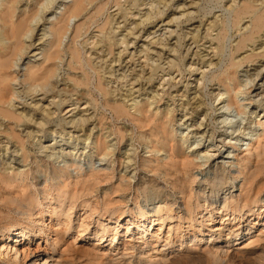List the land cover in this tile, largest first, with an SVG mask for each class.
I'll return each mask as SVG.
<instances>
[{"label": "rangeland", "instance_id": "374dc122", "mask_svg": "<svg viewBox=\"0 0 264 264\" xmlns=\"http://www.w3.org/2000/svg\"><path fill=\"white\" fill-rule=\"evenodd\" d=\"M28 1L30 0H26L25 2L23 1L21 4H19L21 8H23ZM71 1L72 0H52L50 2V0H42V2L46 4L49 3V10L47 9V11L45 12L43 21H45L46 23V19L48 17L54 16L55 12L60 13L63 10V7L67 4H70ZM145 1L146 3H148L151 0ZM230 1L231 0H201L197 9H193L196 10V13L194 14V18L192 20L189 21L187 17L183 16L175 22L177 24L170 25L168 26V28H166L167 30L175 29L174 34L186 33L191 30L193 26L199 25V21L202 20L201 31L203 32L206 27L205 24L213 20L215 16L219 15V30L225 28V30L222 29L223 31L221 30V32L226 35L222 40L223 51L221 52L219 57V59L221 58L219 67H207V64H205L202 70H206V75L202 78V80L197 81V78H201V74H199L200 70L189 73L187 66L191 62V60H189V58H183V56L186 54V42H189L188 38H186L185 43L180 46V51H178L177 53H174L173 51L170 52V58H174L177 65L170 67L167 63V66L165 64L167 60H165L163 62L156 61V64H158L156 66H154L155 64H153L152 67H150V65L145 66V69H147L148 72L150 71L152 76L149 78H145L142 81L145 89H142L140 92L134 93V95H137V97H135V100L139 103H146V105H148V108L152 112H155L156 109H158V114L154 117V119L161 117L167 111H172L170 115L172 118L170 130H172V132L175 134L172 144L177 143L179 146H181V148L183 147V155L187 158L190 157L189 159L196 163L190 167V170L186 175L179 174L180 176H183L185 178L189 177L195 180L192 190L193 200L191 203V208L193 209V215L190 218L191 222L185 216L186 210L183 204L184 202H182L183 199L180 198L178 189H175L173 186H171L172 184H169L171 183V179L168 176H164L165 171L169 169L170 165L168 147L166 146L165 150L160 149L158 153L147 152L149 149L147 150L145 148L147 142L146 139L149 138V136H151L150 138H152L153 140L157 139L154 135H149V126H145L140 129L138 124L132 120L131 116H122L120 118H117L114 115L113 111L105 105V97L96 88V85L98 83V76L100 75L106 86L108 88L113 87V89L116 90V93H126V90L130 87L128 82L119 79L118 75L121 76V71L114 72V75L109 74V69L114 70L118 68L116 64H114V66L112 63L110 64V62H112L113 59H116L117 52L123 48L120 47L119 44H117L114 40L115 35L111 31L112 24H110L109 26H105L106 31L104 30L103 34L100 33L98 28V23H102L106 15L111 19V16L115 14V18L117 19V21L123 20V18L120 17V13H117L118 10L115 2L113 0H110L109 5L107 6V10L105 11L106 13L104 12V14L100 17L98 23L91 24L87 33H83L84 35H82L77 41V45L80 49H82V53L88 50V52L91 53V58L96 62L98 61L97 67L99 68V73H97L96 75L94 71L90 70L91 80L89 87H82L78 89L79 94H81L82 92L84 94L79 103L77 105H71V102H68L61 105L57 111V117L47 124L46 128L42 131L41 136L34 137V139H26L25 148L29 156L27 162H25V164L27 165H25L21 161V159H19V161H21V163L19 162L20 164L14 161L15 158L17 160L18 155L22 152L17 144L13 142L10 143L11 148L9 149V151H6L4 148L5 142H2L0 144L1 165L4 164L2 167L7 168L5 170V174L8 175V177L10 176L12 178L11 180L15 181L14 186L16 187H11L6 190H8L9 192L11 190L14 191L15 189L20 190L25 186V188L27 187V194H33L31 196L32 199L42 201L41 205H39L38 207H32L31 209V207L28 206L24 207L26 210L24 208L22 210L18 208L17 211H15L16 209L13 210V207H3V205L1 207L0 205L1 233L3 232V229L7 224H12L13 226H15L14 228H17L16 226H18V224L20 223L26 225V232H30L31 230H33L36 231L37 234V236L29 242L25 241V238L20 236L16 237L15 240H13V234L10 235L9 239L5 238V240H0V245L3 242H7L8 244V242L13 241L12 243H10V246L12 244L15 249L17 247L18 251V253H16L15 249L11 251L10 248H0V264H33L34 260L36 259V262L41 261L40 264H55L56 260H61V262H67L68 264H215V262L216 264H251L250 260H248V257L244 255L243 252H245V250L249 251L250 249L264 250V236L259 235V231L263 228L262 223H264V206L263 208H261L260 205H257L253 208V212L251 213H261V215L257 219L255 218L256 216L248 217L247 214L250 213L246 212L244 214L245 210L241 208H238V210H233L234 212H232L230 208L234 205L236 200H238L237 198L240 190L239 179H234V176L236 174L233 172V169L235 168L232 164L236 162V159L233 157V155L237 154L239 155V157L249 156L254 161L255 158L257 159L256 154L264 150V130L262 125L264 124V61L256 58L253 63H250L249 65L244 64L239 68L237 73V76L239 77V85H242L246 78L253 81H251V83L247 85L248 88L252 86L251 88H249V94L244 93L238 95V108L225 105L223 106V108L221 107V109L220 106H222V104L218 105L219 100H216L214 96L215 93L219 92L221 88L215 83L213 76L217 75L222 69H224L229 60L232 58V48L235 46L239 38V35L236 32V27L232 25V15L229 12L228 8H226L227 5L230 4ZM185 2H188V0H173V2L170 3L169 8L166 10V14L163 19L167 20L172 17V15L174 14L173 10L178 5ZM120 3L123 5L121 11H123L125 7L128 8L129 6V3L126 1L124 2V0H120ZM144 11L145 9L143 8L142 12ZM175 14L179 16L178 12H176ZM80 19L81 20H78L76 18L70 19L69 29L67 31V34L63 37L62 47L66 52L63 58L64 61L60 63L61 69L58 73L59 78L65 77L66 75H68V73L69 75L72 73V70L68 69V61L70 60V56L68 55L69 53L67 52V48L71 43L74 27L76 26V24L83 21V17ZM157 24H160V22H157ZM152 26L153 25H150L149 27ZM163 27L165 26H162L161 29H163ZM167 30H164V32H166ZM219 30L213 31V37H215L216 33ZM118 31L119 34L125 32L124 30ZM142 34L143 36L141 38L144 40L146 38V33L143 32ZM116 36L118 38L121 37V35L118 34H116ZM37 37L35 36L33 38L34 41H32L38 48L40 47V45H37ZM99 38L102 39L101 41L104 47L108 46L109 44H113L112 48L114 49V52L112 54H108L105 57L106 59H108L106 61L97 59L96 56L98 55V50L96 48H91L92 41ZM143 40L139 41L138 44L140 45ZM174 40L176 41V36H173V38L171 39L170 45H172V47H175L176 45L173 44L175 42ZM210 44L211 43L206 42L205 45H203L204 47H202L208 48ZM36 46H32L33 48L29 50L27 55H24L23 61L25 63L29 59L33 60L41 56L38 55L37 57H30V55L33 53V50H35L34 47ZM203 48L201 49V52L204 51ZM245 54L246 53H243L242 55ZM124 58L126 61L129 56H127L126 58L124 55L123 62ZM135 59L137 60V57ZM219 59H215V62H217ZM144 63L145 62H143V64ZM131 67H134V65H132ZM20 68L23 69L24 66H21ZM139 68L140 66L138 65L135 67V73L139 72ZM259 68H261L262 71L256 78V76L253 74H256ZM171 75L173 76V78ZM159 84L161 85L159 86ZM195 85L200 86L199 89L201 88L200 92L202 98L200 99L204 102L202 103V105L205 108L199 113H195L191 111L193 109L189 108V111L187 110L188 113L186 114L185 110L180 107V104L185 103L186 99L191 98L194 95V89H190L194 88ZM63 86V81L61 80L59 82V88H62ZM154 90H159V94L155 99L156 102H153V104L151 105L150 102L152 99L148 102H146L145 99L148 96L150 97L152 95V93L150 92H154ZM184 94L186 95L182 96ZM256 95L258 97H256ZM76 96V94L72 95L73 98ZM38 98H41V96H39ZM38 98L34 101H32V99H28V103L33 102L32 104H34L36 101L40 100ZM24 99L25 98L22 96L16 98L13 97V102L16 105L14 108H17L18 106L28 107V105L23 102ZM50 100L51 97H48L45 100H41V103L39 104L47 105L51 110H54L55 107L49 105ZM87 100L90 102V104L87 103L88 105L86 104V106L85 103ZM257 100H259V102ZM260 100L261 104H259L258 106ZM128 103H130V101ZM74 106H76V114H79L77 115V117L82 115L88 116L91 113V115L93 116L92 123H89L83 127H78L74 126V124L72 125L71 123L66 122L71 117L68 116L71 112L66 113V110ZM84 106L87 107V109L89 108V111L81 110ZM191 106L193 107L194 104H192ZM130 107L131 105H127V108L129 110L131 109L130 112L134 114L135 110L133 109V106L131 108ZM21 109L22 108H18V110ZM205 112H207V115H209L206 118H203L202 115ZM62 117L66 118L67 120H63ZM197 122L204 123L206 132L204 136L195 134L193 130L195 126L193 127L192 125H196ZM51 129L55 130L54 134L51 133ZM78 129L81 130L79 131ZM35 130H37V128H33V131ZM89 133H91L90 139L86 138ZM160 135L161 134H159V137ZM236 136L238 137L236 138L237 140L231 139L232 137ZM183 138H185V140ZM96 139L105 140V146H109L110 144L115 143L116 148L114 154L102 159L100 151L95 147ZM2 140L5 141L4 138H2ZM53 142V147L55 146V154L53 155L54 157L51 156L48 159L47 157L43 156L45 154L44 146H47ZM195 143H198V149L192 151L191 146ZM248 143H250L249 146ZM149 145L151 146V143ZM221 146H223V148L219 149ZM129 148H132L130 149V152L132 153V156L135 158V160H137L136 166L130 165V163L127 164L124 158V151ZM8 152L10 153V155H8ZM206 152H208L207 154L211 155V158L207 163L203 162L204 158H200L201 156L204 157V155L206 154L203 153ZM218 153H225V155L228 153L230 154V157L232 156L227 160L225 159V161L228 162L224 164L226 166V172L222 176V178L216 173V171L213 172V165L216 164L218 160H221L217 158ZM12 155H14L13 158L11 157ZM9 162H11L10 165L7 164ZM167 163L169 165H167ZM145 166L147 169H145ZM149 166H154L159 171H156V173H153L152 171L150 172L148 168ZM124 167L127 169L126 172V169ZM62 169H67L65 174L62 173ZM53 170H55V172H58V175L55 174V179ZM3 171L4 170H2V172ZM91 171L98 172L101 178L108 176L109 181H107L106 183L105 180L107 178H105L104 180L101 179L102 182L97 183L96 186L94 185L92 187V190L87 191V189L84 188L82 182L86 178H88V174H90ZM122 174L129 176L132 175L130 178V180H132L131 183H129V186H127L126 189L121 192H115L116 194L111 189H107L110 187H114L118 183H120L123 179L122 177H125ZM215 174H217L218 177ZM126 178H128V176ZM117 180L119 181L116 183ZM64 181L66 185H72L73 183L75 184L77 182L75 186L76 188L78 187L77 190L80 189V191L82 190V192L79 191L80 196L74 201V204L66 200L65 203L63 202L60 206V204L58 203L59 200L57 198L58 196L56 195V192L58 189L62 188V184H64ZM206 181L208 183L210 182V184L213 183L214 188L216 187L217 189H219L217 191L218 195L212 197L213 199L209 197L210 190L208 186H210V184H203V182L207 183ZM232 184L235 185L233 192L223 193V191H226L225 188L230 187ZM205 186L207 187L205 188ZM19 187L21 188L19 189ZM93 190L96 191L97 194L96 192H93ZM107 191L108 193L110 192L111 197L107 196L108 193H105ZM104 194L107 198L104 197ZM163 194H166L165 202L168 201L167 207H169L174 201L176 203L173 204V206H170L173 209L172 213L169 210L163 211L161 214L163 216H156L153 226L151 225L149 227V231L144 237L147 236L150 243H152L153 245L156 244L155 247H151L152 244L146 245L143 243L142 238H139L136 231V223L134 222L135 219L133 215H135L138 207H143L142 209L146 213H152L156 208H158L157 206H160L162 209H166L163 202L164 200H160V197ZM204 195L208 197L206 198V201L204 200ZM231 196H233V200L235 199L234 202H232ZM108 197L109 199L111 198V200L114 199V204H112V206H109L108 209H105L104 202L106 199H108ZM225 198L227 199L226 202ZM262 199L264 200V192L260 195V200L262 201ZM200 205L202 206V208L200 207ZM70 207L71 209H68ZM54 209L55 211H57L55 214L52 211ZM201 209L203 212L201 217H199V215H196V212ZM120 212L122 213V216L118 221H116V216L120 214ZM238 215L241 216L239 225L237 224L238 219L233 218ZM180 216L182 217V219H180ZM161 217L164 218V222L162 223L161 228L158 229ZM221 220L224 221V223H222ZM191 224H193L195 229H192V227L190 226ZM253 225L255 226L251 228L250 231H248V228ZM128 227L129 231L127 232ZM52 228L54 231L55 229L61 230L65 228L68 230V234L65 235L61 243L59 242L57 243V245L54 241L55 232H52ZM219 228L223 230V234H221L222 237L215 240L220 236L218 232L215 233V231H217V229ZM229 228H238L239 231H241V233L245 234L246 236L243 237L240 241L236 242L237 244H234L235 242H233V244L231 243L230 245L232 246L226 247L227 250L224 248L223 251L225 252H220L221 254L218 256L219 259L217 257L214 258L205 251L206 246H221L223 243L218 244L217 241L219 242L225 239L226 233L229 231ZM177 230L181 231L183 234L185 232L198 234V232L196 231H200L205 235L206 232H214V235L211 240L202 239L203 242H197L194 238H186L180 241L176 236ZM42 231H45L47 234L43 233ZM80 232L82 234H80ZM250 235L253 236V239L257 238L259 241L257 240L258 242H250L248 239ZM113 237L115 239L111 241ZM213 239L215 241L212 242ZM126 241L127 243H129V247L127 246V249L124 246V242ZM142 247L143 249L140 250ZM178 249L182 250L179 251ZM59 254L60 256H62L60 260H58L57 258ZM46 255H48L49 258L47 261H44L46 260ZM221 255H223L224 257ZM112 257L113 259H111ZM220 257L223 258L221 259ZM165 258L167 259L166 261ZM217 260H219V262Z\"/></svg>", "mask_w": 264, "mask_h": 264}, {"label": "bare ground", "instance_id": "6f19581e", "mask_svg": "<svg viewBox=\"0 0 264 264\" xmlns=\"http://www.w3.org/2000/svg\"><path fill=\"white\" fill-rule=\"evenodd\" d=\"M23 1L25 2L26 0H0V135H1L0 144L2 142H5L4 144L5 147L4 146L3 147L5 148L6 151H9V149L11 148L10 143L12 142L17 144L18 147H20V150H22V152L18 155V157L16 156L17 160L16 158L14 160L16 163L18 162V164H20L21 161L25 164V162H27L28 157H29L28 152L25 148L26 139L27 140L32 139V138L34 139V137L41 136V133L46 128L47 124L53 121L57 117V111L60 108V106L63 105L64 103L71 102V105H77L79 101L82 99V96L84 95L83 92L79 94L78 89L82 87L88 88L90 85V80H91L90 70L94 71L95 75L99 73V70H98L99 68L97 67L98 61L96 62L95 60L91 58V53L88 52V50L82 53L81 51L82 49L78 47L77 41L82 35H84L83 33H87L91 24L98 23L100 17L107 10V6L109 5L110 0H72L70 4H67L63 7V10L60 13L55 12L54 16L48 17L46 19V23L45 21H43V16L49 7V3L46 4L42 2V0H30L26 4L24 3L25 6L21 8L19 4H21ZM51 1L52 0H50V2ZM113 1L115 2V5L117 6V10H118L117 13L118 12L120 13V17L123 18V20L117 21V19L115 18L116 16L115 14L111 16V19L109 18V16L106 15L102 23H98V28H99L100 33L103 34V31L105 30V26L106 25L109 26L110 24H112L111 31L115 35L114 40L117 44H119L120 47H123V48L117 52L116 59H113L112 62H110V64L111 63L113 65L116 64L118 68L114 70L109 69V74L114 75V72L121 71L120 73L121 76L118 75L119 79L125 80L126 82H128L130 87L126 90V93H120V94L116 93V90L113 89V87L108 88L106 86V84L104 83L100 75L98 76V81H97L98 83L96 82L97 83L96 88L105 97V105L113 111L114 115L117 118H120L122 116H131L132 120L138 124L140 129H142L145 126L147 127L149 126L148 127V130L150 131V133L148 132L149 135H152V136L154 135L157 139L153 140L152 138H150L151 136H149V138L146 139L147 142H146L145 148L147 150L149 149L147 152L158 153L160 149L165 150L166 146L168 147L169 149L168 156L170 160L169 162L170 165L167 163V165H169V169H167L166 171L164 170L165 171L164 176H168L171 179V183L169 184H172L171 186H173L175 189H178L180 193V198H182L183 199L182 202H184L183 204L186 210L185 216L191 222L190 218L193 215V211H192L193 209L191 208V203L193 200L192 190H193V184L195 180L189 177L185 178L183 176H180L179 174L186 175L189 172L190 167L196 163H194V161L189 159L190 157L187 158L183 155V150H182L183 147L181 148V146H179L177 143L172 144V141L174 140L173 138L175 137L174 136L175 134L172 132V130H170L171 122H172V118L170 115L172 111L170 112L167 111L161 117L154 119V117L158 114V109H156L155 112H152L148 108V105H146V103L144 102H143L144 104L142 102L139 103L138 101L135 100V97H137V95H134V93L140 92L142 89H145L142 81L145 78H149L152 76L150 71L148 72L147 69H145V66L150 65V67H152L153 64H155L154 66H156L158 65L156 64V61L163 62L165 60H167L165 64L167 65L168 63L170 67L177 65L175 59L170 58V54H171L170 52L173 51L174 53L175 52L177 53L178 51H180V48H181L180 46L183 45V43H185L186 38H188L189 42L188 43L186 42V54L183 56V58H189V60H191V62L187 66L189 73L200 70L199 74H201V78H197V81L202 80V78L206 75L205 73L206 70L204 69L202 70L205 64H207L206 65L207 67H214V68L219 67V64L221 62V58L219 59V57H220L221 52L223 51L222 40L226 36L224 35L223 32H221L223 28L219 30L220 28L218 24L219 15L215 16L213 20L205 24L206 27L203 32L201 31L202 30L201 29L202 20H201L199 21L200 22L199 25L193 26L192 29L189 30L188 32L174 34L175 29L167 30L166 28H168V26L170 25L177 24L175 22L179 20L180 18H182L183 16L187 17L189 21L192 20L194 18V14L196 13L195 12L196 10H193V9H197L201 0H188V2L178 5L173 10L174 14L172 15V17H170L167 20H164L163 17L165 16L166 10L169 8V5L171 2H173V0H151L148 3H146L145 0H124V2L126 1L129 3V6L128 8L125 7L123 11H121V8L123 5L120 3V0H113ZM141 6H144V7H141ZM143 8L145 9L144 12H142ZM226 8H228L229 12L232 15V19H233L232 22L234 23V24L232 23V25L236 27V32L239 35V38L235 46L232 48V53H231L232 58L229 60V62L227 63L224 69H222L217 75L213 76L215 83L221 88L220 91L215 93L214 96L216 100H219L218 105L222 104L220 108L221 107L223 108V106L225 105L234 106V108H238L239 107V104H238L239 96L238 95L244 94V93L249 94L250 93L249 88H251L252 86L248 88L247 85L251 83V81H253L251 79L249 80L248 78H246L245 81L243 80L244 83L243 84L241 83L242 85H239L238 84L239 77L237 76L239 68L242 67L244 64L249 65L250 63H253L256 58H258L261 61H264V0H231L230 4L227 5ZM176 12L179 13V16L175 14ZM82 17H83V21L76 24V26L74 27L73 35L71 38V43L68 45V48H67V52L69 53L68 55L70 56V60L68 61V69H71L72 73L70 75L68 73V75H66L65 77L59 78L58 73L60 72V69H61L60 63L64 61L63 58L66 52L65 49L62 47L63 37L67 34V31L69 29L70 19L76 18L78 20H81L80 18ZM157 22H160V24H157ZM150 25H153V26L149 27ZM162 26H165L163 27V29L167 30L166 32H164V30L161 29ZM118 30L120 31L124 30L125 32L119 34ZM217 30L219 31L216 33L215 37H213L212 35L213 31H217ZM223 30H225V28ZM143 32L146 33V38L144 40L141 38L143 36L142 34ZM116 34L121 35V37L118 38ZM35 36L36 37L38 36L37 45H40V47L38 48L33 43L34 41L33 38ZM173 36H176V41L174 40L175 42L173 43L174 45L176 44L175 47H172V45H170V42ZM99 39L97 40L94 39L92 41L91 48H96L98 50V55L96 56L97 59L101 61L102 60L106 61L108 59H106L105 57L108 54H112L114 52V49L112 48L113 44H109L108 46L104 47L102 45V41H101L102 39L100 40ZM141 40L143 41L139 45L138 43ZM206 42H209L211 44L209 45L208 48H203L204 47L203 45H205ZM32 46H36V47H34L35 50L32 49L33 53L30 55V57L31 56L37 57L38 55H41V56L33 60L29 59L25 63L23 61V57L25 54L27 55V53L29 52L31 48H33ZM201 47L204 49V51L202 52H201V49H202ZM243 53H246V54L242 55ZM124 55L126 58L127 56H129V58L126 61L124 58V62H123ZM136 57H137V60L135 59ZM215 59L216 60L219 59V60L215 62ZM23 62H24V65H23ZM143 62L145 63L143 64ZM160 64H163V63H160ZM132 65H134V67H131ZM137 65L140 66V68L138 69L139 72L135 73L134 70ZM21 66H24V68L21 69L20 68ZM261 71L262 69L259 68L257 73L253 75H255L257 78L260 75ZM170 78H169V81H170ZM61 80L63 81L64 86L62 88H59V82ZM160 85L161 84H159V86ZM196 86L197 85H195L194 88L190 89V90L194 89L193 91L194 95L191 98H188L186 100L184 99L185 103L180 104V107L183 110H185L186 114L188 113L187 110L189 108L193 109L191 111L195 113H199L205 108L202 105V103L204 102L200 99L202 98L201 92H200L201 88L199 89L200 86H197V87ZM158 91L154 90V92H150L152 93V95L150 94L151 96L150 97L148 96L145 99L146 102H148L151 99H152L150 102L151 105L153 104V102H156L155 99L157 98L159 94ZM73 94H76L77 96L73 98L72 97ZM185 95L186 94L182 96H185ZM257 95L256 97H258ZM19 96L20 97L22 96L25 98L23 102L26 103L28 107H26L25 105H24L25 107H19L17 105L18 107L14 108L16 105L13 102V97L16 98ZM39 96H41V98H38ZM48 97H51L49 105L54 106L55 107L54 110H51L50 107H48L47 105L39 104L41 103L40 102L41 100L43 99L45 100ZM37 98L40 100L36 101L34 104H32L33 102L28 103V99H32V101H34ZM87 101L86 103L84 102L85 105L87 103L90 104V102L89 101L87 102ZM129 101L130 103H128ZM257 101L259 102V100ZM192 104H194L193 107L191 106ZM259 104H261V100H260V103H258V106ZM127 105L128 106L131 105V107L133 106V109L135 110L134 114L130 112L131 109L129 110L127 108ZM18 108H22V109L18 110ZM75 108L76 106L68 108L66 110V113L71 112L70 115H68V116H71L70 119L67 120L66 118H63V117L62 119L67 120L66 122H69L72 125L74 124V126H78V127H81V126L83 127L89 123H92L93 116L91 115V113L88 116L82 115V116L77 117V115L79 114H76ZM81 110L89 111V108L87 109V107L84 106ZM208 115H207V112H205L202 115V117L206 118ZM262 125H263V130H264V124ZM192 126L193 127L195 126L193 128L195 134H200V136H204L206 134L204 123L197 122L196 125L194 124ZM33 128H37V130L33 131ZM78 130L80 131L81 129H78ZM51 133L54 134L55 130H52ZM159 134H161L160 137H159ZM239 134H242V133H239ZM90 135L91 133H89L88 136L86 135L87 136L86 138L90 139ZM237 136L232 137L231 139H236L238 138ZM2 138H4L5 141H3ZM183 139L185 140V138ZM150 143H151V146L149 145ZM53 144L54 142L47 146H44L45 154L43 152L42 153L44 154L43 156L47 157L48 159L55 154L54 153L55 146L53 147ZM105 144H106L105 140L96 139L95 147L97 150L100 151L102 159H104L105 157L109 155L114 154V151L116 148L115 143L110 144L109 146H105ZM59 145H62V144H59ZM249 145L250 143H248V146ZM191 147H192L191 149L192 151L197 150L198 143H195ZM221 148H223V146H221L219 149ZM130 149L132 148L126 149L124 151V158L127 164L130 163V165L136 166L137 160H135V158L132 156ZM207 153L208 152L203 153L206 155H204V157L203 156L200 157L202 159L204 158L203 162H206V163L211 158V155ZM8 155H10V153ZM217 156H218L217 158L221 160L220 161L218 160L217 163L213 165L214 167L213 172L216 171V173L220 175L222 178V176L226 172V166L224 164L228 162V161H225V159L227 160L231 158L232 156L230 157V154L228 153L226 155L225 153L223 154L218 153ZM11 157L13 158L14 155H12ZM233 157L236 159V162L232 164L233 167L235 168L233 169V172L236 174L234 176V179H239L240 190H239V195L237 198L238 200H236L234 205L231 206L230 208L232 212H234L233 210H238V208H241L245 210L244 214L246 212L250 213V214H247L248 217L256 216L255 218L257 219L261 215V213L258 212V213H255L256 214L255 215L254 213H251V212H253V208L257 205H260L261 208H263L264 206V200L263 199L262 201L260 200V195L264 192V150L256 154L257 159L255 158L254 161L249 156L239 157V155L234 154ZM0 159H1V155H0ZM19 159H21V161H19ZM10 163L11 162L7 164L10 165ZM0 165H1V160H0ZM3 165H1L0 167V205L1 207L2 205L3 207L4 206L13 207L14 208L13 210L16 209L15 211H17L18 208L22 210L24 207L30 206L32 209V207L35 208L41 205L42 201L32 199L31 196L33 194L32 195H29L30 193L27 194L26 192L27 187L25 188V186L22 188L19 187V189L21 188L20 190H17V189H15L14 191L11 190L12 192L11 191L9 192L8 190H6L8 188L15 187L14 186L15 181L11 180L12 178L10 176L8 177V175L5 174V170L7 168H3L2 167ZM146 166H145V169H147ZM148 168L150 172L152 171L153 173H156V171L157 172L159 171L154 166L153 167L149 166ZM2 170L4 171L2 172ZM66 170L67 169H62L61 171L62 173L65 174ZM126 171L127 169L125 170V172ZM53 172H54V179H55V174L58 175V172H55V170H53ZM104 174H107V173H104ZM88 175H89L88 178H86L82 182L84 188L87 189V191L92 190V187L94 185L96 186L97 183L102 182L101 179L104 180L105 178H107L105 180L106 183L107 181H109L108 180L109 177L107 175H106L107 177L101 178L99 173L95 171H91L90 174ZM122 175L125 177H122L123 179L120 183H118L116 186L113 185L114 187L109 186L110 188H107V189H111L114 193L125 190L126 187L129 186V183H131L132 179L130 180V178L132 175L131 176L125 175V174H122ZM127 176L128 178H126ZM164 180H168V179H164ZM118 181L119 180H117L116 183ZM73 184L66 185L64 181V184H62V188L57 190L56 195L58 196L57 198L59 200L58 203L60 204V206L62 205L63 202L65 203L66 200L74 204V201L80 196V192H82V190L81 191L80 189L77 190L78 187L76 188L75 186L77 182L74 185ZM203 184L209 185L210 182L209 183L203 182ZM206 187L207 186H205V188ZM208 187L210 190V196H209L210 198L218 195L217 191L219 189H217L216 187L214 188L213 183H211L210 186ZM234 188H235V185L232 184L230 187L228 188L226 187L225 188L226 191H223V193H232ZM54 189H55V186H54ZM93 192H96V191L93 190ZM105 193H108V191ZM107 196L111 197L110 192L108 193ZM202 196H203V193H202ZM104 197H106L105 194H104ZM109 197L104 202L105 209H108L109 206H112V204H114V199L112 198L113 200H111V198L109 199ZM231 197H232L231 198L232 202H234L235 199L233 200V196ZM206 198L208 197L204 195L205 201H206ZM160 200L162 201L164 200L163 202H164L166 209H162L160 206H157L158 208H156L152 213L150 212L146 213L142 209L143 207L142 208L138 207L135 215H133L135 219L134 222L136 223L137 234L139 238H142L143 243L146 245L152 244L149 242V238H147V236L146 237L144 236L146 235V233H148L149 227L151 225L153 226L155 219H156L155 217L158 215H161L162 212L165 210L166 211L169 210L172 213L173 209L170 206H173V204L176 203L174 201L169 206L170 208L167 207L168 201L165 202L166 194H163L160 197ZM226 200L227 199L225 198V202ZM135 204H138V203H135ZM71 207L68 209H71ZM200 207L202 208L201 205ZM52 211L54 214L57 212L55 211V209ZM202 212L203 211L201 209L196 212V215L197 216L199 215V217H201ZM121 216H122V213L120 212V214L116 216L117 217L116 221H118ZM233 218L238 219L237 224L239 225V222L241 221V216L238 215ZM180 219H182L181 216H180ZM163 222H164V218L161 217L160 223H159L160 225L158 229L161 228ZM221 222L224 223V221L222 220ZM190 226L192 227V229H195L193 224H191ZM254 226L255 225L249 227L248 231H250V229L253 228ZM14 227L15 226H13L12 224H7L5 228L3 229V232L2 233L0 232V240H3V239L5 240V238L9 239L10 235L13 234V237H14L13 240H15L16 237L20 236V237H24L25 241L29 242L37 236L36 231L31 230L30 232H26V225L24 224L19 223L18 226H16L17 228H14ZM262 227H263L262 230L259 231L260 236H264V223H262ZM128 231H129V227L127 228V232ZM42 232L46 233L45 231H42ZM52 232H55L54 241L56 245L59 242L61 243L65 235L68 234V230L66 228L61 229V230L55 229V231L52 228ZM196 232H198L199 235L195 233H188V232H185L183 234L181 231L177 230L176 236L178 240L180 241L186 238L187 239L194 238L196 239L197 242H203L202 239L211 240V238L214 235L213 234L214 232H209V233L206 232V235L201 233L200 231H196ZM217 232L220 236L216 238L215 240L222 237L221 234H223L222 233L223 230L219 228L217 229V231H215V233ZM80 234L82 233L80 232ZM151 236H154V235H151ZM245 236L246 235L241 233V231H239L238 228H229V231L226 233L225 239L223 241H219V242L217 241L218 244L223 243L221 246L216 245V244H215L216 246L207 245L205 251L209 253L211 256H213L214 258L216 257L218 258V256L221 254L220 252L223 251L224 248L226 249V247L232 246L230 244L231 243L233 244V242H235L234 244H237L236 242L240 241ZM114 239L115 238L113 237L111 241H113ZM248 239L250 242H255L258 240L257 238L253 239L252 235H250ZM215 240L213 239L212 242ZM12 242L13 241H10L8 242V244L7 242H3L0 245V248L2 249L3 247H6V249L10 248V250L12 251L13 249H15L12 244L10 246V243ZM128 245L129 243H127V241L124 242V246L126 249ZM155 246L156 244L151 245V247H155ZM142 249L143 247L140 250ZM178 250L180 251L182 249H178ZM15 252L18 253L17 247L15 249ZM243 253L244 255L248 257V260H250L251 264H264V250L263 249L261 250H251L250 249L249 251L245 250V252ZM61 257L62 256H60L59 254L57 257L58 260H60ZM48 258L49 256L46 255V258H45L46 260L44 261H47ZM111 259H113V257ZM36 260H34V263L33 262L32 263L40 264L41 261L36 262ZM166 260L167 259L165 258V261ZM217 261L219 262V260ZM55 264H68V263L67 262L63 263L61 262V260L60 261L56 260Z\"/></svg>", "mask_w": 264, "mask_h": 264}]
</instances>
